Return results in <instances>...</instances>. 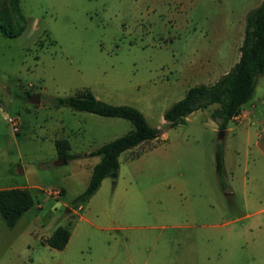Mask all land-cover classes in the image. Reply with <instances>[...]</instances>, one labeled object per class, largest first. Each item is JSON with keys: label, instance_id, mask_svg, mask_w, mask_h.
Masks as SVG:
<instances>
[{"label": "rangeland", "instance_id": "1", "mask_svg": "<svg viewBox=\"0 0 264 264\" xmlns=\"http://www.w3.org/2000/svg\"><path fill=\"white\" fill-rule=\"evenodd\" d=\"M261 2L19 0L24 32L0 34V187L41 190L31 192L35 206L13 228L0 217V264H264V74L243 107L249 114L230 121L221 138L210 117L216 105L174 128L163 121L189 88L233 67L245 17ZM8 4L0 0V11ZM84 89L136 108L162 133L138 157L120 154L117 179L105 178L72 207L99 161L87 154L132 129L123 119L49 105ZM11 117L18 134L5 121ZM60 138L80 157L58 159ZM58 226L73 233L62 250L44 244Z\"/></svg>", "mask_w": 264, "mask_h": 264}, {"label": "trees", "instance_id": "2", "mask_svg": "<svg viewBox=\"0 0 264 264\" xmlns=\"http://www.w3.org/2000/svg\"><path fill=\"white\" fill-rule=\"evenodd\" d=\"M9 9L0 11V34L17 38L26 28V20L21 14L19 0H9ZM14 17V23L9 17ZM264 74V0L245 17L244 32L239 47V57L233 67L215 83L198 84L189 88L183 98L173 103L163 114L168 128H174L185 122L191 113L216 105L211 119L217 130L223 131L228 123L239 116L256 87L257 79ZM26 93L24 99H28ZM54 109L68 108L76 112H85L105 118H119L129 122L132 129L121 137L107 142L89 152L88 157H98L90 173L84 191L71 202L72 207L86 203L100 187L105 178L116 180L119 171L118 157L138 145L156 140L158 130L151 127L143 114L129 105H111L98 100L89 90L84 89L67 97H57L49 104ZM58 159L74 160L79 155L70 154V145L66 139L54 141ZM137 155L132 156L133 158ZM214 170L220 186H223L225 174L223 149L217 144L214 151ZM34 206V197L27 189L11 188L0 190V217L7 228L15 226L19 218ZM70 225V224H69ZM70 237L69 227H56L44 240V244L54 250L65 248Z\"/></svg>", "mask_w": 264, "mask_h": 264}, {"label": "crops", "instance_id": "3", "mask_svg": "<svg viewBox=\"0 0 264 264\" xmlns=\"http://www.w3.org/2000/svg\"><path fill=\"white\" fill-rule=\"evenodd\" d=\"M245 114H249V113H247V112H241V114L239 115V116H237L236 118H234L232 121H235V120H238L239 118H244V117H246L245 116ZM56 133H58V134H62V136H64V134H65V127L64 126H62V125H60V127H57L56 128ZM70 133V135H73L74 134V132H69ZM60 139H66V138H60ZM116 139V138H115ZM55 140H57V139H55ZM54 140V141H55ZM67 141H68V143H69V140L68 139H66ZM153 141H156L155 139L154 140H152V141H149V142H145V143H142V144H140V145H138L137 147H135L134 149H132V150H129V151H126L127 152V158L128 159H134V158H136V157H138L141 153H143V152H145L147 149H149L152 145H153ZM110 142V141H109ZM105 144V143H104ZM70 145V144H69ZM124 153V152H123ZM132 155L134 156V155H137L136 157H132ZM57 156V155H56ZM119 158V157H118ZM89 179V178H88ZM87 183H88V181H87ZM87 185V184H86ZM61 189H62V191H63V194H64V188L62 187V186H59ZM11 188H21V189H27V190H29L30 192H32V191H37V190H41V186H37V185H31V186H24V185H9V186H5V187H0V190H2V189H11ZM32 194V193H31ZM34 206H35V199H34ZM33 206V207H34ZM36 208V207H35ZM78 210H81V208H78ZM75 214H77V212H76V210H71V215L72 216H74ZM68 224H70V223H68ZM72 235H73V233L70 231V237H69V240H68V243L71 241V238H72Z\"/></svg>", "mask_w": 264, "mask_h": 264}, {"label": "built area", "instance_id": "4", "mask_svg": "<svg viewBox=\"0 0 264 264\" xmlns=\"http://www.w3.org/2000/svg\"><path fill=\"white\" fill-rule=\"evenodd\" d=\"M5 121L9 125V127L13 133L18 134L20 132V122H19V119L17 117L7 118ZM48 193L52 194V195H58L59 194L57 189L56 190H50V191H48Z\"/></svg>", "mask_w": 264, "mask_h": 264}, {"label": "water", "instance_id": "5", "mask_svg": "<svg viewBox=\"0 0 264 264\" xmlns=\"http://www.w3.org/2000/svg\"><path fill=\"white\" fill-rule=\"evenodd\" d=\"M28 101L29 103L33 104V105H39L40 104V96L39 95H31L28 97ZM162 133L159 132L158 134ZM224 132L223 131H219V138H221L223 136Z\"/></svg>", "mask_w": 264, "mask_h": 264}]
</instances>
